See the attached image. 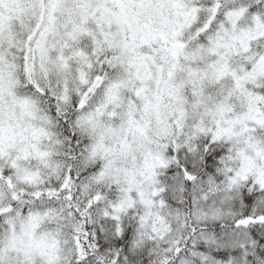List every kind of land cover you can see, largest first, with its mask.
<instances>
[{
  "label": "snow or ice",
  "instance_id": "snow-or-ice-1",
  "mask_svg": "<svg viewBox=\"0 0 264 264\" xmlns=\"http://www.w3.org/2000/svg\"><path fill=\"white\" fill-rule=\"evenodd\" d=\"M0 264H264V0H0Z\"/></svg>",
  "mask_w": 264,
  "mask_h": 264
}]
</instances>
